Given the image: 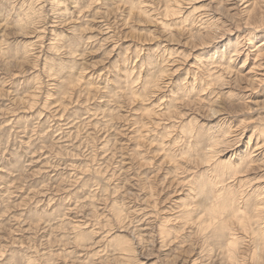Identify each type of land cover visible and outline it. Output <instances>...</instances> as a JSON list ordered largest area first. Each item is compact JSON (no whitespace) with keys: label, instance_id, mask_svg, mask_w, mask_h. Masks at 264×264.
<instances>
[{"label":"rangeland","instance_id":"374dc122","mask_svg":"<svg viewBox=\"0 0 264 264\" xmlns=\"http://www.w3.org/2000/svg\"><path fill=\"white\" fill-rule=\"evenodd\" d=\"M263 242L264 0H0V264Z\"/></svg>","mask_w":264,"mask_h":264},{"label":"bare ground","instance_id":"6f19581e","mask_svg":"<svg viewBox=\"0 0 264 264\" xmlns=\"http://www.w3.org/2000/svg\"><path fill=\"white\" fill-rule=\"evenodd\" d=\"M231 140V139H230ZM211 189V188H210ZM220 198V197H219ZM218 198V199H219ZM227 204V205H226ZM228 204L229 205H232L231 204V200H227V198H222V200H219V203L217 204V206L216 207H214L213 209H208V214L212 217V219H214V220H216L217 218H219L220 217V215L221 214H223L224 213V211H225V209L227 208V206H228ZM226 205V206H225ZM256 211V210H255ZM259 211V210H258ZM254 213V212H253ZM256 214H259V213H257L256 212ZM190 215V214H189ZM260 215V214H259ZM188 217V216H187ZM240 218V221H241V223H240V225L241 226H245L246 227V225H247V221H245L246 219H247V217L244 219H241V217H239ZM252 218V217H251ZM251 218H250V220H251ZM253 219V218H252ZM248 220V219H247ZM213 220H211V222H212ZM214 222V221H213ZM220 224H222L221 226L219 225V227H221L220 229L223 231V229H225L226 228V223H220ZM220 230V232H222ZM219 231V230H218ZM264 243V242H263ZM232 249V248H231ZM236 252V251H235ZM235 252H231V257L232 256H234V253Z\"/></svg>","mask_w":264,"mask_h":264}]
</instances>
